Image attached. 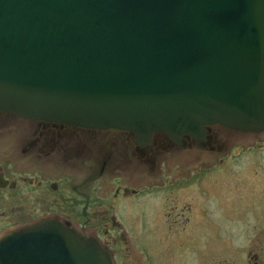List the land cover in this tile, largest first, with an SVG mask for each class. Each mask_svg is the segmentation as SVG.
Masks as SVG:
<instances>
[{
  "label": "water",
  "instance_id": "95a60500",
  "mask_svg": "<svg viewBox=\"0 0 264 264\" xmlns=\"http://www.w3.org/2000/svg\"><path fill=\"white\" fill-rule=\"evenodd\" d=\"M0 111L201 139L264 131V0H0ZM0 264H112L92 238L41 222Z\"/></svg>",
  "mask_w": 264,
  "mask_h": 264
},
{
  "label": "flooded vegetation",
  "instance_id": "af4514ba",
  "mask_svg": "<svg viewBox=\"0 0 264 264\" xmlns=\"http://www.w3.org/2000/svg\"><path fill=\"white\" fill-rule=\"evenodd\" d=\"M226 132L234 130L212 124L205 127L198 140L190 134L175 138L164 131L138 138L131 130L29 119L0 111V239L36 223L54 222L96 239L109 251L113 263L120 264L116 261L117 254L124 252L129 256L131 252L126 247L125 234L121 233L124 239L104 240L111 230L110 225H121L111 212V204L120 199L124 208L127 204L135 205L136 201L137 208L142 202L140 196L146 193L144 186L137 185V176H146L147 168L152 175L159 174L163 166L168 170L169 162L175 160L178 165V157L182 154L188 160L186 152L191 150L216 152L224 149ZM118 180L123 184L115 186ZM140 180L138 183L144 182ZM181 180L187 185L192 183L194 176L188 174ZM163 184L166 189L173 188L178 185V177L175 175ZM181 200L177 201V205L182 204L176 217L178 220V217L184 218L182 222L187 225L191 204ZM104 214H108V218ZM96 222H101L104 230L101 227L93 229L98 228L93 225ZM137 223L140 229V221ZM252 225L258 226L255 222ZM258 231L244 230L241 224L236 228L237 235L250 236L244 250L251 264H264V260H259V252H264V238ZM146 235L145 230L137 232L142 247L141 236ZM134 252L144 255L135 249ZM156 254L161 257L160 252ZM133 255L136 258L137 255ZM144 257L145 264H150L146 254Z\"/></svg>",
  "mask_w": 264,
  "mask_h": 264
},
{
  "label": "rangeland",
  "instance_id": "374dc122",
  "mask_svg": "<svg viewBox=\"0 0 264 264\" xmlns=\"http://www.w3.org/2000/svg\"><path fill=\"white\" fill-rule=\"evenodd\" d=\"M226 133L224 149L216 152L191 150L186 152L188 160L182 154L178 157V165L175 160L169 162L168 170L163 166L159 174L152 175L147 168L146 176H137V185L141 184L146 190L145 195L140 196L142 202L141 205L140 201L137 203L140 205L137 208L136 201L135 205L127 204L124 208L120 205V199L111 204V212L121 225H110L111 230L106 231L104 240L124 239L121 233L125 234L126 247L131 252L129 256L124 252L117 254L118 263L145 264L146 254L150 264H251L244 250L250 236L237 235L236 228L241 224L244 230H259L260 237L264 238V132ZM174 174L178 177V185L166 189L163 182L174 178ZM188 174L194 176L191 185L183 184L181 180ZM139 179L144 182L138 183ZM119 180L115 186L123 184ZM180 198L184 203L191 204L187 225L182 222L184 218L178 217V220L176 217L181 212L182 203L177 205ZM99 219L102 220V217ZM172 220L176 222L172 224ZM252 222L258 226L252 225ZM93 225L98 226H93V229H103L101 222ZM256 227L257 230H254ZM142 230L147 234L146 237L141 236L143 247L137 238V232ZM119 247L122 248V244ZM134 249L143 253V257L138 256ZM157 252L161 253V257L157 256ZM133 253L137 255L136 258ZM259 254V260L263 261L264 252ZM110 258L112 261L111 255Z\"/></svg>",
  "mask_w": 264,
  "mask_h": 264
},
{
  "label": "bare ground",
  "instance_id": "6f19581e",
  "mask_svg": "<svg viewBox=\"0 0 264 264\" xmlns=\"http://www.w3.org/2000/svg\"><path fill=\"white\" fill-rule=\"evenodd\" d=\"M187 253V251H185ZM187 259H188V256H187Z\"/></svg>",
  "mask_w": 264,
  "mask_h": 264
}]
</instances>
